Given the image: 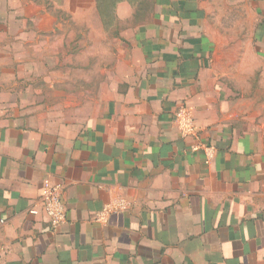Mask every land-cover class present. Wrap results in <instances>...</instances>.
<instances>
[{
  "label": "crops",
  "instance_id": "obj_1",
  "mask_svg": "<svg viewBox=\"0 0 264 264\" xmlns=\"http://www.w3.org/2000/svg\"><path fill=\"white\" fill-rule=\"evenodd\" d=\"M12 1L0 0V264H264V0H224L234 25L216 29L196 0L163 2L121 89L76 121L50 119L47 94L19 85L30 62L1 41ZM182 105L195 135L175 121ZM44 180L63 187L56 228Z\"/></svg>",
  "mask_w": 264,
  "mask_h": 264
},
{
  "label": "rangeland",
  "instance_id": "obj_2",
  "mask_svg": "<svg viewBox=\"0 0 264 264\" xmlns=\"http://www.w3.org/2000/svg\"><path fill=\"white\" fill-rule=\"evenodd\" d=\"M167 1L122 0L103 18L98 0H15L8 11L11 33L3 34L1 41L12 44L16 58L30 62L16 67L28 80L18 79L19 85L47 94L43 104L50 119L84 120L121 89L132 45ZM177 1L194 5L192 0ZM196 1L204 7L209 27L216 29L222 19L225 26L234 25L232 8L224 0ZM237 15V23L250 20L246 12Z\"/></svg>",
  "mask_w": 264,
  "mask_h": 264
},
{
  "label": "built area",
  "instance_id": "obj_3",
  "mask_svg": "<svg viewBox=\"0 0 264 264\" xmlns=\"http://www.w3.org/2000/svg\"><path fill=\"white\" fill-rule=\"evenodd\" d=\"M175 116V121L184 136L196 134L194 114L189 106H180L177 109ZM197 148L199 149L200 147ZM213 149V146H205L206 152H210ZM208 160L207 162H209ZM42 191V201L45 212L50 219L51 226L56 228L66 221L67 209L64 201L63 187L60 184L51 182L50 180H44ZM117 206L122 208L124 207V204L123 202H118Z\"/></svg>",
  "mask_w": 264,
  "mask_h": 264
},
{
  "label": "trees",
  "instance_id": "obj_4",
  "mask_svg": "<svg viewBox=\"0 0 264 264\" xmlns=\"http://www.w3.org/2000/svg\"><path fill=\"white\" fill-rule=\"evenodd\" d=\"M120 1L122 0H98V10L101 16L104 18L109 15Z\"/></svg>",
  "mask_w": 264,
  "mask_h": 264
}]
</instances>
